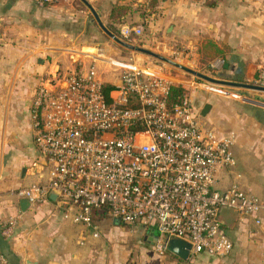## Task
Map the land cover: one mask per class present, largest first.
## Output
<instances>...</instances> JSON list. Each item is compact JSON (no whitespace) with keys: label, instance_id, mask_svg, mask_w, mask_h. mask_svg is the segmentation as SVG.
Here are the masks:
<instances>
[{"label":"crops","instance_id":"1","mask_svg":"<svg viewBox=\"0 0 264 264\" xmlns=\"http://www.w3.org/2000/svg\"><path fill=\"white\" fill-rule=\"evenodd\" d=\"M84 1L110 33L109 24L124 38L135 28L131 16L138 3L146 1L145 8L156 10L154 21L149 17L144 24L154 29L151 48L159 44L162 52H182L174 62L191 70L213 67V79L220 82L252 85L264 65V0H157L156 7L149 6L150 0ZM84 1L0 0V253L5 264H264V214L258 226L253 217L241 222L222 210L220 223L233 252L220 257L200 253L182 261L156 252L153 229L96 214L94 237L93 229L63 220L54 203L23 210L17 191L44 182L47 175L34 142L36 87L62 64L65 70L82 62L98 68L105 60L94 36L107 34ZM114 6L127 7L128 15L112 18ZM103 80L109 84L114 78ZM232 88L238 91L233 97L244 99L239 108L229 96L205 102L211 106L205 120L216 125L220 136L235 138L236 164L217 170L213 189L237 186L264 201V93Z\"/></svg>","mask_w":264,"mask_h":264},{"label":"built area","instance_id":"2","mask_svg":"<svg viewBox=\"0 0 264 264\" xmlns=\"http://www.w3.org/2000/svg\"><path fill=\"white\" fill-rule=\"evenodd\" d=\"M144 34L143 27H135L126 39ZM181 54L173 53L176 60ZM103 62L115 70L109 92L97 67L83 63L59 68L35 91L34 142L47 175L17 196L34 207L54 203L63 220L93 229L94 237L96 214L153 229L160 256L172 239L190 244L189 259L200 253L230 255L234 245L220 212L233 210L241 222L253 217L258 226L264 214V201L237 186L213 189L217 170L236 164L234 136L222 137L216 127L206 126L187 95L168 104L177 84L164 63ZM195 77L182 82V89L194 87ZM252 85L264 88V65ZM0 264H5L1 253Z\"/></svg>","mask_w":264,"mask_h":264},{"label":"rangeland","instance_id":"3","mask_svg":"<svg viewBox=\"0 0 264 264\" xmlns=\"http://www.w3.org/2000/svg\"><path fill=\"white\" fill-rule=\"evenodd\" d=\"M137 2V0H136ZM145 2V3H144ZM157 0H150L149 2V6L151 4H153L152 6L156 7ZM147 5L146 1H143L141 3H138V7L136 8V11L133 12L134 14L137 13V16H134V14L131 16L132 17V23H131V27H140L141 25L145 26V19H149V17H151V19L153 18L152 15L154 13H156V10L153 11L152 10H148L147 8H145V6ZM142 6V7H141ZM151 11V12H150ZM132 13V12H130ZM147 16H144L146 15ZM128 15V14H127ZM149 15V16H148ZM155 15V14H154ZM156 16V15H155ZM154 21V18L152 19ZM109 27L111 28L112 33L114 34L115 37H117L120 41L129 44L131 46L137 47V48H143L146 50H149L155 54H158L159 56H163L166 57L172 61H175V56L173 54H170L169 51H160L159 48H157V45L159 44H155L156 47H152L154 46L153 44H151V41L154 37V29L150 26V25H146L145 26V34L144 36H142L141 38L137 39L136 41H133L132 36L129 37V39L124 38L121 34L120 31H118V28L115 27L114 25H110ZM96 36V37H95ZM94 36V42L96 45L100 46V49L103 50L101 52V54H103V57L105 60H111V61H116L119 59H123L128 61L129 59H136L139 62H152V61H159L156 59H153L149 56L143 55L139 52L130 50L122 45H120L119 43H117L115 40H113L112 38L108 37L105 34L102 35H95ZM156 42V41H155ZM74 47H76V49H80V45H75ZM165 55V56H164ZM171 55V56H170ZM174 58V59H173ZM161 62V61H160ZM84 64L85 67L86 64L84 62H82ZM164 63V62H162ZM179 64V62H177ZM67 64V63H66ZM102 65H99L97 70L100 72V76L101 77H106L108 80H112V78H114V74L110 73V70H112L110 66H106V64L101 63ZM68 65V64H67ZM164 65L167 67V70L169 72H171V75L175 78V82H176V87H180L182 88L184 85H181L182 82H191L195 76H192V74H188L187 72H184L183 70H181L180 68H175L173 66H170L166 63H164ZM181 65V64H180ZM198 66V65H196ZM193 66L194 68H192L193 71L201 73L203 75H206L210 78H214V70L212 68H209L210 66H204V68L202 66ZM63 67V69H62ZM66 67L65 64H62L61 69L65 70L64 68ZM114 70V69H113ZM56 72V71H55ZM54 72V73H55ZM53 73V74H54ZM112 74V75H110ZM49 77L52 76V73L48 75ZM47 76V77H48ZM109 76H112V78H110ZM195 81H196V85L194 87H187L188 89H186V95L188 96V98L192 101V104L194 106V109L199 113L203 110V105H205V102H207V100L209 98H211L212 96H214L215 98H226L224 96H229L230 98V102L232 103V105L236 106L237 108H239L237 105L239 104V100H244V99H237V97H233L232 94L238 95V91L235 90L232 87H226V86H217V85H211L207 82H205L204 80L198 79L195 77ZM113 82V80L111 81ZM183 84V83H182ZM40 85H38L39 87ZM35 89V91L37 90V88ZM218 88V90L216 89ZM227 94V95H223ZM229 93V95H228ZM231 95V96H230ZM251 105V104H249ZM254 104H252L253 106ZM205 121L206 126L208 127H216V125H214L211 122H208L205 120V118L203 119ZM217 128V127H216ZM218 130V129H217Z\"/></svg>","mask_w":264,"mask_h":264},{"label":"water","instance_id":"4","mask_svg":"<svg viewBox=\"0 0 264 264\" xmlns=\"http://www.w3.org/2000/svg\"><path fill=\"white\" fill-rule=\"evenodd\" d=\"M84 1V0H83ZM84 3L88 6V8L91 10L92 14L94 15L95 19L97 20L98 24L100 25V27L104 30V32L109 36L111 37L113 40H115L117 43H119L120 45L130 49V50H133V51H136V52H139L143 55H146V56H149L151 58H154L156 60H159L161 62H164L170 66H173L175 68H180L181 70L189 73V74H192L208 83H211V84H219V85H226V86H232V87H237V88H241V89H249V90H255V91H259V92H263L264 93V88H261V87H257V86H253V85H246V84H234V83H226V82H220L218 80H215L213 78H210L206 75H203L201 73H198V72H195L185 66H182L168 58H165V57H162V56H159L158 54H155L149 50H146V49H143V48H137V47H134V46H131L129 44H126L122 41H120L117 37H115L112 33L109 32L108 29H106L104 27V25L102 24L99 16L97 15V13L94 11V9L86 2L84 1ZM98 51L96 50V53ZM211 109V106L209 104H206L201 112V116L203 118H205L207 116V114L209 113ZM56 196H51V199L52 200H55ZM22 208L23 210L27 209L30 205V203L27 201V200H23L22 203ZM227 211H229L234 217L237 216V212L233 211V210H228L226 209ZM168 252L173 254L174 256H176L177 258H179L180 260L182 261H188L189 258H190V250H191V246L190 244H188L187 242L181 240V239H172L170 242H169V245H168V248H167Z\"/></svg>","mask_w":264,"mask_h":264},{"label":"trees","instance_id":"5","mask_svg":"<svg viewBox=\"0 0 264 264\" xmlns=\"http://www.w3.org/2000/svg\"><path fill=\"white\" fill-rule=\"evenodd\" d=\"M128 13V8L125 6H114L112 8V18H119L122 19L126 16ZM114 89V86L111 84H108L106 86V92H109ZM186 95V91L180 87L172 86L169 92L168 96V104L170 106H175L179 104L184 96Z\"/></svg>","mask_w":264,"mask_h":264}]
</instances>
